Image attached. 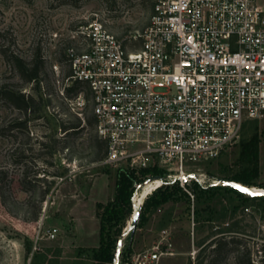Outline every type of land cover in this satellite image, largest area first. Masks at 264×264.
Masks as SVG:
<instances>
[{"label": "rangeland", "instance_id": "rangeland-1", "mask_svg": "<svg viewBox=\"0 0 264 264\" xmlns=\"http://www.w3.org/2000/svg\"><path fill=\"white\" fill-rule=\"evenodd\" d=\"M154 1L0 0V86L19 89L42 99L40 117L32 112L25 114L9 101L0 99V171L6 173L5 204L0 199V264H41L32 260L33 251L26 254L28 240L32 242V249L36 244L37 250L49 249L53 257L57 243L73 234L74 220L64 206L70 204L72 198L87 195L90 181L98 177L112 185L115 166H104L95 160L97 132L95 126L87 123V117L94 116L90 91L81 88L84 104L70 100L74 96L66 99L61 94L69 74L66 50L75 43L72 35L77 27L93 18L102 20L120 38L143 31L149 23ZM37 49H40L45 67L38 92L32 83L19 76L7 59L16 53L30 61ZM19 117L26 118L27 125L12 126ZM77 119L81 120L77 131L69 129L70 132L65 133L59 126L61 122L71 125ZM256 123L260 137V176L256 181L264 183V119L248 120L239 143L215 159L189 168L201 174L202 182L192 179L185 187L176 184L181 200L164 204L143 226L137 225L132 236L131 254L149 250L157 243L164 249L170 243L173 253L162 255L158 264H238L236 257L244 250L250 252L252 262L264 264L263 201L250 200L240 204L234 212V206L241 203L235 193L222 189L209 196L202 191L216 178L227 177L238 169L236 159L241 140L251 134ZM55 147L56 152L51 155L50 151ZM24 175L25 181L29 180L31 184L22 183ZM196 182L201 187H197ZM141 184L135 189L134 195L138 194L132 205L133 211L134 204L144 202L162 180H153L142 188ZM26 185L30 188L26 189ZM48 185L50 190L39 203L41 193ZM249 186L258 188L259 185ZM185 188L194 194L193 199ZM246 205L249 211L244 209ZM38 206L39 215L34 219ZM131 216L128 213L123 229ZM50 226L60 229L53 240L43 236V229ZM229 228L233 231H227ZM223 230L227 232L223 234ZM231 234L241 242L225 244L217 250L214 239L224 235V239L229 240ZM38 236L40 238L35 242ZM123 242L126 246L123 245L122 250H126L129 237L126 236ZM130 257L126 261L124 253L117 264H130Z\"/></svg>", "mask_w": 264, "mask_h": 264}, {"label": "built area", "instance_id": "built-area-1", "mask_svg": "<svg viewBox=\"0 0 264 264\" xmlns=\"http://www.w3.org/2000/svg\"><path fill=\"white\" fill-rule=\"evenodd\" d=\"M72 37L61 94L68 99L64 87L75 81L89 86L95 129L107 140L101 165H155L185 187L202 182L189 168L239 143L248 120L264 119V0H155L139 33L120 38L93 18ZM70 100L84 104L83 91ZM59 232L50 226L43 236ZM172 253L157 243L130 264Z\"/></svg>", "mask_w": 264, "mask_h": 264}, {"label": "trees", "instance_id": "trees-1", "mask_svg": "<svg viewBox=\"0 0 264 264\" xmlns=\"http://www.w3.org/2000/svg\"><path fill=\"white\" fill-rule=\"evenodd\" d=\"M66 61L67 56L65 55ZM8 61L11 62L19 76L26 82L32 83L34 85V89L39 90L42 85V75L44 74V59L40 52V49H37L30 61H26L16 53H12L9 57H7ZM87 88L89 91V86L87 83L82 81H75L73 84L64 87V94L66 97L76 96L81 88ZM41 97V96H40ZM0 99L7 100L11 104H13L16 108H18L21 112L27 114L32 112L36 117H40L38 115L41 112L42 99H37L34 94H26L19 89H9L6 85L0 86ZM17 118L15 123L12 126H25L27 125V119ZM87 123L95 126V117H87ZM60 128L65 132L77 131L81 126V120L77 119L71 125H66L64 123H59ZM56 142L59 139L55 140ZM44 144V143H43ZM259 147H260V137L258 134V126L257 123L253 126V131L251 134L243 138L240 143L239 155L236 159V163L238 165V169L235 170L231 175L226 178L233 179L243 184L247 185H259L258 187H264V183H259L256 180L260 176V159H259ZM94 148L96 149L95 160H101L107 151V140L105 138L100 137L97 133L94 138ZM57 148H53L50 151V154L53 155ZM21 156V155H19ZM166 170L157 166H149L142 167L139 169H135L132 167H120L116 171V186L115 193L112 200L108 201L105 204L98 203L97 205V214L100 219V244L96 248H92V256L96 260L97 264H114L115 253L117 248L118 238L122 233L123 224L125 223V219L128 217V213L132 215L133 213V203L132 197L134 196L135 189L137 185L143 182L149 176H160L162 180V184L156 188L152 193H150L144 200L139 215L138 224L141 226L145 224L149 216L152 212H154L157 208H159L162 204L166 203L169 200L177 201L180 200V195L177 194L179 186V181L177 179H173V181L168 180L166 178ZM26 176L24 175L22 179V183L31 184L29 180L25 181ZM176 182V183H175ZM6 185V173L0 171V199L2 203L5 204V198L3 193V188ZM195 185L201 187L197 182ZM35 186V185H34ZM26 189L30 188L29 185L24 186ZM222 189L235 193L239 198V204L235 205L233 211L235 212L237 207L240 204H247L250 200L259 199L263 201L264 206V194L256 195V196H248L239 190L227 186V185H218L211 183L205 187H203L202 191L204 194H208L209 196L215 195L217 192ZM50 190V185L41 193L39 203L43 199H45L46 194ZM135 205V204H134ZM247 206V205H246ZM264 208V207H263ZM40 211V206H38L34 211V219L38 218ZM196 210L194 209V213ZM231 228V227H230ZM228 229L227 231L232 232V229ZM223 230L224 234L227 232ZM229 240L224 239V235L222 237H216L214 242L216 244L215 248L217 250H221L225 244L235 243L239 244L241 240L231 234ZM129 243L127 245L126 250L121 249V255H124L126 261H128L129 256L132 252V235L128 234ZM124 245V242H123ZM126 246V243L124 247ZM26 254L29 255L32 252V242L27 241L25 243ZM49 249H46L43 252L39 250L33 251L32 260L35 262H40L41 264H54L57 262V259H51L48 256ZM220 252V251H219ZM262 252H264V244L262 245ZM55 256L60 255V249H56ZM236 261L238 264H255L252 262L250 258V252L248 250H244L241 254L237 255Z\"/></svg>", "mask_w": 264, "mask_h": 264}, {"label": "crops", "instance_id": "crops-1", "mask_svg": "<svg viewBox=\"0 0 264 264\" xmlns=\"http://www.w3.org/2000/svg\"><path fill=\"white\" fill-rule=\"evenodd\" d=\"M120 167H115L116 170L112 174V185H107L104 178L98 177L90 181L87 195H84L83 198H72V202L64 206V209L69 210V214L74 220L72 226L73 234L57 243L58 247L56 249H60L58 257L55 255H53L54 258L51 257L48 251V256L51 259H57L54 264H97L91 251L92 248H96L100 244V219L97 214V205L98 203L105 204L113 199L116 186V171ZM170 201L172 200L166 203ZM43 250L45 251L46 249Z\"/></svg>", "mask_w": 264, "mask_h": 264}, {"label": "water", "instance_id": "water-1", "mask_svg": "<svg viewBox=\"0 0 264 264\" xmlns=\"http://www.w3.org/2000/svg\"><path fill=\"white\" fill-rule=\"evenodd\" d=\"M155 179H161L160 176H149L147 177V179H145L141 186H143L144 184L155 180ZM214 184H221V185H227L230 187H233L237 190H239L240 192L248 195V196H256V195H262L264 194V187H258V189H256L254 186H249L247 184H243L242 182L233 180V179H229L226 177H218L216 178L215 181H213ZM135 193V192H134ZM134 197V196H133ZM132 197V202H134V199ZM143 202H141L139 205H134V211L132 213V216L130 218V221L128 222V224L124 227V229L122 230L121 235L118 238V242H117V248H116V253H115V260H114V264H117L118 259L120 258V254H121V249L123 247V241L124 238L130 234L133 236L137 225H138V221H139V215H140V209L142 206Z\"/></svg>", "mask_w": 264, "mask_h": 264}, {"label": "bare ground", "instance_id": "bare-ground-1", "mask_svg": "<svg viewBox=\"0 0 264 264\" xmlns=\"http://www.w3.org/2000/svg\"><path fill=\"white\" fill-rule=\"evenodd\" d=\"M155 180H159V179H155ZM153 181V180H152ZM151 182V181H150ZM150 182H148V183H150ZM148 183H146V184H148ZM146 184H144L143 186H145ZM143 186H141V188L143 187ZM256 189H258V188H256ZM138 194V192L134 195V197H133V199L135 200V197H136V195ZM135 206H136V203H135Z\"/></svg>", "mask_w": 264, "mask_h": 264}]
</instances>
